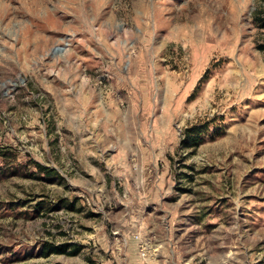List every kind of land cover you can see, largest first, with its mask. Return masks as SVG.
Returning a JSON list of instances; mask_svg holds the SVG:
<instances>
[{"label":"rangeland","instance_id":"374dc122","mask_svg":"<svg viewBox=\"0 0 264 264\" xmlns=\"http://www.w3.org/2000/svg\"><path fill=\"white\" fill-rule=\"evenodd\" d=\"M0 264H264V0H0Z\"/></svg>","mask_w":264,"mask_h":264},{"label":"trees","instance_id":"16d2710c","mask_svg":"<svg viewBox=\"0 0 264 264\" xmlns=\"http://www.w3.org/2000/svg\"><path fill=\"white\" fill-rule=\"evenodd\" d=\"M193 132L190 130L189 132L186 133L185 141L184 143L186 144L187 147H190L192 144V136ZM45 174L47 177L50 176H59L57 172L54 170H50L41 166H38ZM80 247H74V249H71V246L69 245H61V246H46L43 251V255L45 257H49L51 255H68V256H76L77 254L80 253Z\"/></svg>","mask_w":264,"mask_h":264}]
</instances>
